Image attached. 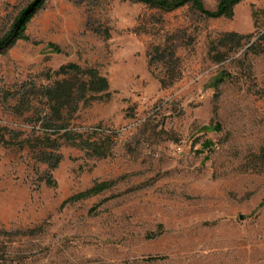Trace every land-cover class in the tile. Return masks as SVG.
<instances>
[{"label": "rangeland", "instance_id": "1", "mask_svg": "<svg viewBox=\"0 0 264 264\" xmlns=\"http://www.w3.org/2000/svg\"><path fill=\"white\" fill-rule=\"evenodd\" d=\"M33 1L0 0V38ZM262 8L242 0L232 18H208L190 5L46 0L30 39L0 54V264H264V51L248 50ZM228 31L253 36L217 62L212 41ZM69 62L97 68L110 96L65 108L55 132L42 87L85 80L55 75ZM222 71L230 77L215 87ZM42 150L62 155L55 185ZM102 180L116 183L62 206Z\"/></svg>", "mask_w": 264, "mask_h": 264}, {"label": "trees", "instance_id": "2", "mask_svg": "<svg viewBox=\"0 0 264 264\" xmlns=\"http://www.w3.org/2000/svg\"><path fill=\"white\" fill-rule=\"evenodd\" d=\"M46 0H34L27 7L22 9L19 14L15 17L11 28L0 38V54L9 50L12 46L16 44L18 40H29L30 37L26 33L27 25L31 19L41 10L45 4ZM134 2H140L152 7H157L162 10L172 11L186 5H190L193 9L201 13L203 16L208 18H220L228 17L232 18L235 13V7L237 4L242 2V0H219L217 6L214 9L208 8L203 0H131ZM255 26L261 19H264V8L255 10L253 12ZM252 34H241L236 31H228L223 34L217 41L213 40L211 47L212 50L216 52L214 60L217 62L222 61L229 53L230 50L235 49L242 45L243 39H250ZM49 46L52 51L61 53V48L54 43H50ZM224 48V50H223ZM248 50H254L255 52L264 51V30L260 32L257 39L254 40L248 47ZM162 53V54H161ZM165 53L160 52L159 57H164ZM71 73H82L86 76L85 80L81 82H74L70 78H63L61 80L55 81L52 85H47L42 87V92L44 96L50 102V108L52 114L51 119L46 120L43 124L49 128H55V132H60L62 129L66 128V124H55L58 119L62 118V112L65 108H71L74 111L78 108L81 101H88L89 99L98 98H109V80L108 78L101 74L99 70L95 67L82 68L79 64L75 62H69L61 65L56 71L55 75H70ZM230 77V74L226 71H222L220 75L215 79L214 86L217 87L220 83L224 82ZM27 95L26 93L21 94L20 102H25ZM53 121V122H50ZM208 129H211L208 127ZM216 130H219V126H215ZM94 132L103 131L101 128H93ZM63 135L68 141H72L79 145L80 147L87 149L91 154L97 155L98 157L108 156V148L103 146L102 143L96 140H91L90 138H84L83 135L77 134L71 131H65L60 134ZM2 141L6 144H15L14 140H6L4 136ZM53 144V147L57 149L59 147V142L57 137L47 138ZM79 139V142L77 140ZM210 141L204 142L203 146H211ZM40 160L49 165V171L46 176V181L48 184L55 185L56 182L53 179L52 171L59 165L62 155L56 152H50L47 150H42ZM261 157L264 159V146L261 148ZM116 183V180H102L96 181L94 184L74 195H71L66 200L63 201L62 206L67 203L80 201L82 199L96 196L109 189H111ZM260 206H264V200L261 202Z\"/></svg>", "mask_w": 264, "mask_h": 264}, {"label": "water", "instance_id": "3", "mask_svg": "<svg viewBox=\"0 0 264 264\" xmlns=\"http://www.w3.org/2000/svg\"><path fill=\"white\" fill-rule=\"evenodd\" d=\"M244 216L243 215H241V218H243Z\"/></svg>", "mask_w": 264, "mask_h": 264}]
</instances>
